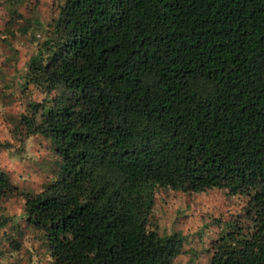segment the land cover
I'll use <instances>...</instances> for the list:
<instances>
[{
	"label": "trees",
	"instance_id": "obj_1",
	"mask_svg": "<svg viewBox=\"0 0 264 264\" xmlns=\"http://www.w3.org/2000/svg\"><path fill=\"white\" fill-rule=\"evenodd\" d=\"M56 1L28 71L56 92L20 119L57 174L35 191L0 168L48 264H178L182 234L151 216L164 186L244 194L209 264H264V0Z\"/></svg>",
	"mask_w": 264,
	"mask_h": 264
},
{
	"label": "rangeland",
	"instance_id": "obj_2",
	"mask_svg": "<svg viewBox=\"0 0 264 264\" xmlns=\"http://www.w3.org/2000/svg\"><path fill=\"white\" fill-rule=\"evenodd\" d=\"M56 0H0V168L21 188L38 191L57 174L60 157L50 138L26 132L20 116H31L30 105L50 96L44 85L28 78L29 63L38 56ZM21 121V122H19ZM245 195L225 188L188 192L158 187L152 220L160 233L180 232L178 264H209L211 242L230 220L244 212ZM18 192L0 199V264H48L39 231L23 215ZM2 218V219H1ZM16 238L20 247L11 246Z\"/></svg>",
	"mask_w": 264,
	"mask_h": 264
}]
</instances>
